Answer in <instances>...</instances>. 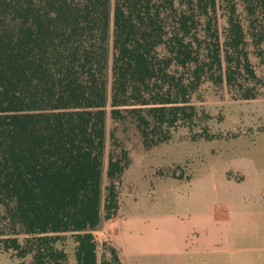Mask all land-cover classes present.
<instances>
[{"label":"trees","instance_id":"trees-1","mask_svg":"<svg viewBox=\"0 0 264 264\" xmlns=\"http://www.w3.org/2000/svg\"><path fill=\"white\" fill-rule=\"evenodd\" d=\"M205 86L264 94V0H0V250L66 264L70 234L75 264H107L93 232L120 207L118 128L163 144L193 127Z\"/></svg>","mask_w":264,"mask_h":264},{"label":"rangeland","instance_id":"rangeland-1","mask_svg":"<svg viewBox=\"0 0 264 264\" xmlns=\"http://www.w3.org/2000/svg\"><path fill=\"white\" fill-rule=\"evenodd\" d=\"M109 78L108 72V93ZM194 99L198 119L193 127L176 128L170 140L151 149L144 148L132 125L118 128L116 137L129 158L118 187L120 207L115 218L122 220L115 221L116 237V230L110 229L94 235L98 262L113 264L107 248L114 242L131 263H261L264 94L236 100L225 89L205 86ZM203 127L215 138L192 141L191 136ZM112 128L107 100L102 200ZM62 245L66 264L73 263L75 244L70 234H65ZM11 254L0 250V264H30V257L19 260Z\"/></svg>","mask_w":264,"mask_h":264},{"label":"crops","instance_id":"crops-1","mask_svg":"<svg viewBox=\"0 0 264 264\" xmlns=\"http://www.w3.org/2000/svg\"><path fill=\"white\" fill-rule=\"evenodd\" d=\"M247 215H248V212H247ZM124 218V217H123ZM118 219H120V220H122V218H120V217H117V218H114V219H111V220H109V221H101V223L99 224V226L96 228V230L93 232L94 233V235L96 236V235H98L100 232H102L103 230H108V229H110V230H116V235H115V237L118 235V227L115 225V221L116 220H118ZM114 223V224H113ZM112 224H113V226H112ZM112 242V241H111ZM114 248H115V250L117 251V253H118V255H119V259L123 262V264H138L136 261L135 262H129V261H126L125 260V258L123 257V255H121V250H120V248L117 246V245H115L114 244V242H112V244H111ZM75 247V246H74ZM261 263L260 264H264V243L262 244V246H261ZM71 264H75V260H73V263H71ZM144 264H146V263H144Z\"/></svg>","mask_w":264,"mask_h":264}]
</instances>
